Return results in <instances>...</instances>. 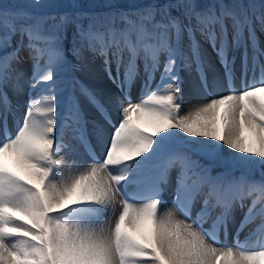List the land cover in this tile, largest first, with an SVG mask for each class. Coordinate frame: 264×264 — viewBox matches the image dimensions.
I'll return each instance as SVG.
<instances>
[{
	"label": "snow or ice",
	"instance_id": "obj_1",
	"mask_svg": "<svg viewBox=\"0 0 264 264\" xmlns=\"http://www.w3.org/2000/svg\"><path fill=\"white\" fill-rule=\"evenodd\" d=\"M261 35L264 0L0 3V264H264Z\"/></svg>",
	"mask_w": 264,
	"mask_h": 264
},
{
	"label": "rangeland",
	"instance_id": "obj_2",
	"mask_svg": "<svg viewBox=\"0 0 264 264\" xmlns=\"http://www.w3.org/2000/svg\"><path fill=\"white\" fill-rule=\"evenodd\" d=\"M24 0H0V3H7V4H18V3H23ZM93 71H95V73L97 74V68L94 70V67H93V70L90 74H81L79 73L80 75V78L82 79V81L87 84L89 87H96L97 89L99 84L96 83L97 79H95L94 77V73ZM184 73V71H183ZM192 79V78H191ZM98 82V81H97ZM195 83L193 80H189V79H186L185 80V84H184V87H185V91H186V97L188 96L189 93H192V88L194 87ZM190 110V106L189 105H186L184 108H183V111L186 112V111H189ZM72 159H77V160H80L82 159L80 156H74ZM85 164H89V163H85ZM164 209V210H162ZM161 212L163 213L164 211H167L169 209H166V208H162Z\"/></svg>",
	"mask_w": 264,
	"mask_h": 264
},
{
	"label": "bare ground",
	"instance_id": "obj_3",
	"mask_svg": "<svg viewBox=\"0 0 264 264\" xmlns=\"http://www.w3.org/2000/svg\"><path fill=\"white\" fill-rule=\"evenodd\" d=\"M157 79H158V76H157ZM102 80H103L105 86H103V84H101L103 86V89L101 91L102 92H106V91H109V90H112L113 91V88H111V86L109 84H107L108 82L106 80H104V79H102ZM216 91L217 90H215V92ZM193 99L195 100V99H197V97L196 96H193ZM205 99H208V97H205ZM100 146L101 145L97 146L96 149H95V151H99L100 150ZM9 166L11 167L12 165L10 164Z\"/></svg>",
	"mask_w": 264,
	"mask_h": 264
}]
</instances>
